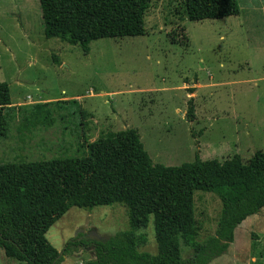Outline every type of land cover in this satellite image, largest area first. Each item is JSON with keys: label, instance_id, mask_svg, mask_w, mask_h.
I'll return each instance as SVG.
<instances>
[{"label": "rangeland", "instance_id": "1", "mask_svg": "<svg viewBox=\"0 0 264 264\" xmlns=\"http://www.w3.org/2000/svg\"><path fill=\"white\" fill-rule=\"evenodd\" d=\"M237 1L238 16L191 22L176 15L178 0H150L145 35L99 39L84 55L79 46L44 38L38 0H0V83L8 84L12 106L74 101L61 103L51 127L21 130L16 118L0 142V163L80 157L87 143L124 129L136 130L152 162L166 167L235 155L246 163L264 152V0ZM172 34L183 43H171ZM177 204L179 221L195 222L198 241L214 234L221 209L215 196L179 195ZM126 230L123 205L74 207L46 239L61 253L78 235L93 241ZM138 234L145 239L139 252L156 255L152 217ZM234 235L210 264H264V209ZM190 254L182 245V258ZM91 259L87 250L62 264ZM0 264L24 263L0 252Z\"/></svg>", "mask_w": 264, "mask_h": 264}, {"label": "trees", "instance_id": "2", "mask_svg": "<svg viewBox=\"0 0 264 264\" xmlns=\"http://www.w3.org/2000/svg\"><path fill=\"white\" fill-rule=\"evenodd\" d=\"M45 39L79 46L84 55L99 39L139 37L150 0H38ZM180 20L198 22L238 16L237 0H178ZM169 35L171 43H183ZM185 37H182L184 40ZM186 44V43H185ZM58 101L14 107L8 84L0 83V142L13 121L21 130L51 127ZM84 118L87 114L80 111ZM192 98L186 117L193 121ZM83 126V122L80 123ZM213 195L220 204L215 232L198 241L195 222L179 221V195ZM120 204L126 208L128 230L107 239L69 240L61 254L47 241L50 227L69 209L87 211ZM264 209V152L243 163L235 155L219 162L200 161L178 167L154 164L133 129L108 132L87 143L80 157L0 163V252L24 264H62L65 257L90 250L84 264H210L227 253L235 229ZM185 213V212H184ZM153 218L156 255L139 252ZM191 254L182 258L181 246Z\"/></svg>", "mask_w": 264, "mask_h": 264}, {"label": "crops", "instance_id": "3", "mask_svg": "<svg viewBox=\"0 0 264 264\" xmlns=\"http://www.w3.org/2000/svg\"><path fill=\"white\" fill-rule=\"evenodd\" d=\"M243 222H244V221H243ZM236 229H237V228H236ZM236 229H235V230H236ZM234 238H235V235H234Z\"/></svg>", "mask_w": 264, "mask_h": 264}, {"label": "water", "instance_id": "4", "mask_svg": "<svg viewBox=\"0 0 264 264\" xmlns=\"http://www.w3.org/2000/svg\"><path fill=\"white\" fill-rule=\"evenodd\" d=\"M61 254V253H60Z\"/></svg>", "mask_w": 264, "mask_h": 264}]
</instances>
